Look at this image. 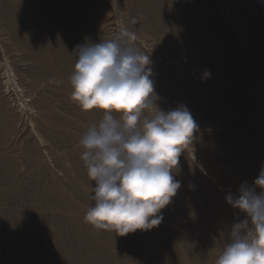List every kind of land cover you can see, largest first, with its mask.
Wrapping results in <instances>:
<instances>
[{
	"label": "rangeland",
	"instance_id": "obj_1",
	"mask_svg": "<svg viewBox=\"0 0 264 264\" xmlns=\"http://www.w3.org/2000/svg\"><path fill=\"white\" fill-rule=\"evenodd\" d=\"M132 17L160 108L186 106L199 128L161 224L119 236L84 219L79 140L103 113L72 99L70 76L78 45ZM262 167L264 0H0V264H216L245 218L226 196Z\"/></svg>",
	"mask_w": 264,
	"mask_h": 264
},
{
	"label": "clouds",
	"instance_id": "obj_2",
	"mask_svg": "<svg viewBox=\"0 0 264 264\" xmlns=\"http://www.w3.org/2000/svg\"><path fill=\"white\" fill-rule=\"evenodd\" d=\"M137 22L132 17L114 38L72 52L78 57L70 76L72 99L84 111L103 113L79 140L81 159L95 182L94 205L84 219L119 236L161 224L162 210L181 187L173 171L199 128L186 106L160 108L151 59L135 46L130 29ZM226 202L245 218L230 226V242L216 264H264V167L252 185L242 183Z\"/></svg>",
	"mask_w": 264,
	"mask_h": 264
}]
</instances>
